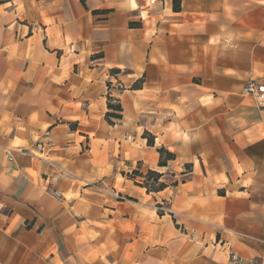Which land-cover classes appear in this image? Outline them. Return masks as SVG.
<instances>
[{
    "label": "crops",
    "instance_id": "0c3cea01",
    "mask_svg": "<svg viewBox=\"0 0 264 264\" xmlns=\"http://www.w3.org/2000/svg\"><path fill=\"white\" fill-rule=\"evenodd\" d=\"M179 2L0 0V264H264V0Z\"/></svg>",
    "mask_w": 264,
    "mask_h": 264
},
{
    "label": "built area",
    "instance_id": "2783aa9c",
    "mask_svg": "<svg viewBox=\"0 0 264 264\" xmlns=\"http://www.w3.org/2000/svg\"><path fill=\"white\" fill-rule=\"evenodd\" d=\"M119 90H122V87H118ZM242 92L245 94L253 95L255 97H259L264 94V85L259 83L258 81H252L243 86ZM43 140H37L34 149L36 151L35 155L38 158L46 160L49 167L52 169V172L44 175V180L47 184H52V182L56 181L59 178L65 177L68 178L70 176V172L61 165L54 163L53 161H49L44 153L46 149H50L54 147V142L46 137ZM8 160H12L11 154L8 152ZM53 195L57 198L61 197V193L58 190H53ZM229 260L232 264H240L239 255L229 247Z\"/></svg>",
    "mask_w": 264,
    "mask_h": 264
},
{
    "label": "trees",
    "instance_id": "16d2710c",
    "mask_svg": "<svg viewBox=\"0 0 264 264\" xmlns=\"http://www.w3.org/2000/svg\"><path fill=\"white\" fill-rule=\"evenodd\" d=\"M173 9L175 11H177L178 9H180V2L179 0H177L175 2L174 0V4H173ZM116 110L117 111H120V107L117 106L116 107ZM106 117L109 119V117H115V118H120V114L119 113H108L106 114ZM147 144L148 145H153V141L152 139H148L147 140ZM157 152L159 153V160H158V165L160 166H164L167 164V161L168 160H171V159H174V154L169 152L168 150H166L164 147H159L157 149ZM186 166H189V165H186ZM144 178H145V183L148 187V189L150 190H153V191H157V190H160L162 189L165 184L160 181V178H161V174L158 173V172H155L153 170H148L147 173L144 175ZM151 178V180L153 181L154 185H157L155 188H152L150 185H149V179Z\"/></svg>",
    "mask_w": 264,
    "mask_h": 264
},
{
    "label": "rangeland",
    "instance_id": "374dc122",
    "mask_svg": "<svg viewBox=\"0 0 264 264\" xmlns=\"http://www.w3.org/2000/svg\"><path fill=\"white\" fill-rule=\"evenodd\" d=\"M148 139H149V137L148 136H146ZM184 170H189V166H184ZM173 180H174V178L173 177H170V176H168L167 178H166V182L167 183H169L170 185H176L177 183H179L180 181H181V179H179V178H177L176 179V182L174 183L173 182ZM145 182V181H144ZM149 185L152 187V188H155L157 185H154V183H153V181L151 180V178L149 179Z\"/></svg>",
    "mask_w": 264,
    "mask_h": 264
}]
</instances>
